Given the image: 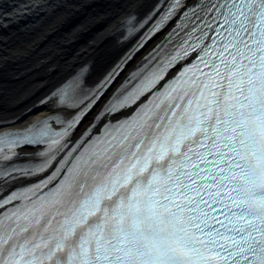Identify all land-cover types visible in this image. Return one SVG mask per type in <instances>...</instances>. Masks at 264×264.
<instances>
[{"label":"snow or ice","instance_id":"1","mask_svg":"<svg viewBox=\"0 0 264 264\" xmlns=\"http://www.w3.org/2000/svg\"><path fill=\"white\" fill-rule=\"evenodd\" d=\"M151 3L112 71L0 117V264H264V0Z\"/></svg>","mask_w":264,"mask_h":264},{"label":"bare ground","instance_id":"2","mask_svg":"<svg viewBox=\"0 0 264 264\" xmlns=\"http://www.w3.org/2000/svg\"><path fill=\"white\" fill-rule=\"evenodd\" d=\"M151 7V0H0V117L23 129L51 115L39 101L68 73L87 65L95 82L112 71L151 25L130 35L125 21Z\"/></svg>","mask_w":264,"mask_h":264}]
</instances>
